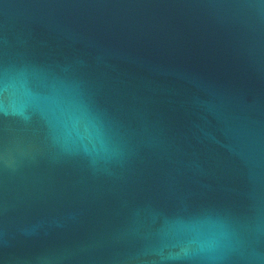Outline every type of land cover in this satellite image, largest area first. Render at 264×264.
<instances>
[{
	"label": "water",
	"instance_id": "water-1",
	"mask_svg": "<svg viewBox=\"0 0 264 264\" xmlns=\"http://www.w3.org/2000/svg\"><path fill=\"white\" fill-rule=\"evenodd\" d=\"M0 264H264V0H0Z\"/></svg>",
	"mask_w": 264,
	"mask_h": 264
}]
</instances>
